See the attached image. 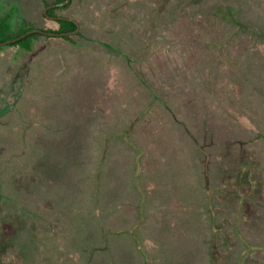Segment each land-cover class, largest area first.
I'll return each instance as SVG.
<instances>
[{
  "label": "rangeland",
  "instance_id": "rangeland-1",
  "mask_svg": "<svg viewBox=\"0 0 264 264\" xmlns=\"http://www.w3.org/2000/svg\"><path fill=\"white\" fill-rule=\"evenodd\" d=\"M42 4L43 0H2L0 21L9 23L11 34L30 26L55 28L57 23L44 16ZM219 11L236 14L241 21H222ZM67 15L80 23L82 37L38 36L31 51L6 45L0 52V243L14 224L20 231L19 216L46 223L29 207L48 202L54 175L65 183L69 175L67 182L82 195L78 172L87 166L82 162L77 170L55 153L72 142L73 149H86L79 154L87 152L98 160L99 143L109 138H101V127L125 116L124 126L131 132L124 140L130 145V159H136L129 166L144 160L142 183L148 188L137 197L133 191L127 193L134 180L123 178L117 184L127 185L129 208L133 201L139 204V223L149 225L150 215L161 222L166 238L163 264H264V227L256 226L258 214L264 212L258 206L260 190L257 186L255 193L256 184L252 188L243 182L249 179L243 178L246 174L237 172L231 178L225 170L232 162L228 151L237 150L230 146L235 136L220 119L228 112L223 107H229L228 123L235 124L239 138L255 137L243 126L246 123H262L264 135V0H74ZM206 127L217 134L215 146L204 141ZM105 132L112 134L110 139L114 136L109 129ZM255 140L259 143L253 148L264 150L262 140ZM246 147L239 152L247 155L253 150ZM117 188L103 192L112 193L114 202L106 218L126 230L120 226H128L133 218L124 213L127 207L117 206ZM102 202L108 204L107 198ZM47 210L43 212L49 214ZM50 233L41 232L43 237ZM147 233L152 237L155 232L150 228ZM213 236L221 245L210 254L206 240ZM23 244L22 254L1 247L0 264L15 262L16 254L18 264H79L84 256L77 258L80 251L73 255L70 247H60L56 254L51 246L47 254L42 247H31V240ZM126 250L118 247L115 262H134V254L128 261Z\"/></svg>",
  "mask_w": 264,
  "mask_h": 264
},
{
  "label": "trees",
  "instance_id": "trees-1",
  "mask_svg": "<svg viewBox=\"0 0 264 264\" xmlns=\"http://www.w3.org/2000/svg\"><path fill=\"white\" fill-rule=\"evenodd\" d=\"M2 0H0L1 2ZM67 0H43L42 4V11L46 9L49 6L52 5H58L56 7L50 8L48 10V15L53 17H63V18H72L76 19L73 16H68L67 12L68 10L74 5V0H71V2L68 5L60 6L59 4L66 2ZM221 14L220 20L229 22L230 24L235 23L236 21H241V18L237 19L238 16L234 14L233 16H228L229 14L225 11H219ZM230 12V11H229ZM44 16L45 13H43ZM48 17V16H47ZM49 18V17H48ZM53 20V19H52ZM57 23V26L55 28H38L35 26H30L22 31H20L17 34H11L10 31V25L6 20L0 21V44L7 42L9 40H13L16 38H19L20 36L24 35L25 33L34 30V29H40L52 33H60V34H66V33H73L77 30L76 23L68 20H55ZM255 31V29L253 28ZM38 36H49L41 33H33L31 35H28L27 37L9 44L7 46H14V47H20L27 51H31L33 49L34 43L33 39ZM77 36H83L82 30L77 33ZM66 40H71V35H63L62 36ZM3 49V46L0 47V52ZM236 62L234 64V67L237 68V70H240V64H237ZM243 77V76H242ZM264 83V82H263ZM258 88H261V85L254 86V90H257ZM261 92L263 90L259 89ZM228 98V102L229 97ZM102 108L101 105H96L95 109ZM228 110L226 113V117H224V114H222L221 118H224L228 125V132H232V134L235 136L234 141H230V146L236 148L237 152L228 151V153L232 156V162H227L225 166V170H230V176L231 178L236 177L237 172H241L242 174H246L243 178L248 177L249 179H243V182L246 183V185L256 184L254 192H258L261 196V204L259 203V207L261 205L262 209L264 208V203L262 204V201H264L263 196V186H264V150L254 149L253 147L256 146L255 144L259 143L256 142V137H259L262 141H260L261 146L264 148V135L260 133V130L262 129V123L261 126H253V123H246L243 126L248 129L255 132L254 139H246L239 138L237 136L236 126L235 124L228 123L231 115L229 113V107H223ZM222 108V109H223ZM121 121L117 122L115 125H110L107 128L101 127L100 131L102 134V139L108 138L107 143L101 146V143H99V152H100V158L97 159H91L88 157L87 152L83 154H79L82 151H86V149L83 148H72V142H69V146L67 149H62L61 153L56 155L55 158L58 157L59 160H63L64 162L72 165H76L77 170L81 169L80 164L84 162V166H87V170L81 172H78V175L80 178H82V182L84 184H81V188L84 187V189H81L82 195L78 196L77 193L73 191V184L70 182H67L69 180V175L67 176L66 183L63 182V179H58L59 177L57 175L53 176V188L51 189V198H48V192L47 190H44L46 193V197L48 198V202H45L42 205H35L30 206L29 209L31 213H35L37 217L41 214L42 218H46V223H41L35 218H29L33 222V224L29 223L28 218H26L24 215L19 216L20 219H22L20 231L18 229H15V224L12 226L13 228H10L6 234L1 235V243L0 248H11L14 252L17 253L21 252L22 249L20 248L24 242H27L29 240L32 241L31 247H33V244L40 249L42 247V251L46 252L47 254H51V246H53V249L57 252L60 251V247L64 248L65 251L70 247V251H73V255L75 254V251H80V254H77V258H81V256L84 254L82 261H79V264H110L117 261V250L119 246H124V250H126V256L129 261L131 258V255L134 254V259H137L138 261H135L131 258L132 261H134L132 264H163V257L164 256V249H165V233H161V222L159 220L153 221V215H150L147 219V216L145 218L148 220L149 225L141 224L138 222V219L136 218V215L142 214L139 211V204H135L133 201L132 207L129 208L130 203L129 200H125V192L127 185L119 187L117 182H121L123 178H128L129 180H134L133 184L129 186L130 190H127V193H131L133 191L137 194V197H140L142 193L145 194L148 186L147 182L143 184L142 180L144 177V160L142 161L140 158V165L139 163H135V166L132 168L129 166V163L133 160H136L134 158L130 159V156L132 155L129 150L128 143L124 140V137H129V133L131 132V129L124 126L126 124V118L125 116L121 117ZM222 120L224 123L225 120ZM207 121H205L206 123ZM221 124V121L219 122ZM231 124V125H230ZM172 126V125H171ZM174 126V125H173ZM123 127H125L123 129ZM176 127V126H174ZM105 129H109L113 132V137H111V133L105 132ZM136 127V131H137ZM170 130L174 131L173 128ZM175 130H183L178 129L177 127ZM125 132V133H122ZM140 134V131L138 132ZM167 133V131H165ZM116 134V135H115ZM144 135V134H143ZM178 137L180 133L178 132L176 134ZM217 134L213 129H208L207 127L204 128V141L205 142H212V144H216V140L214 138ZM123 138V139H122ZM110 139V141H109ZM101 139L99 140V142ZM197 143H201L200 140H196ZM37 147V144L35 142H32ZM31 143V144H32ZM46 144V143H45ZM87 145V143H85ZM202 145V143H201ZM250 145L253 150H249L247 152V155L244 154V152H239L242 150V148ZM47 146V144H46ZM241 146V148H240ZM45 147V146H44ZM39 148V147H38ZM41 148V146H40ZM39 148V150H41ZM204 149V147H202ZM247 148V147H246ZM202 149L198 150L197 157L201 158L200 156ZM56 151V150H55ZM203 151V150H202ZM206 153L210 154L211 151L204 150ZM221 153V154H220ZM221 156H225L226 154L223 152H220ZM143 154V153H142ZM144 155H141L140 157H143ZM129 157V158H128ZM226 157V156H225ZM51 160V155L49 156ZM82 158V159H81ZM125 158L129 159L126 160ZM51 163L50 161L47 162V164ZM50 165V164H49ZM83 166V167H84ZM255 167H258L260 170L258 173L255 172ZM124 174V175H123ZM261 174L263 176L258 177V175ZM47 177V176H46ZM56 178V179H55ZM52 179V177H51ZM117 188V195H118V201L117 206H122V209L124 207H127L125 210V214L129 215L132 214V222H127L128 226H124L125 224H122L123 226H120L122 229L125 228L126 230H120L115 227L114 222H109L107 220V216L109 215V212H113V204L114 202L111 200V194L108 196H103V192L107 190L108 188ZM257 186L259 187V190L257 189ZM253 188V187H252ZM261 188V189H260ZM250 189V188H249ZM84 192V193H83ZM85 194V195H84ZM263 196V197H262ZM106 197L108 204L106 205L102 202V199ZM109 198V199H108ZM258 206L256 208H258ZM36 208V209H35ZM255 208V209H256ZM45 209H48L50 211L49 214L44 213L43 211ZM47 210V211H48ZM42 211V213H41ZM259 211V210H258ZM255 213V210H253V214ZM264 212L261 213V215L258 214L257 216V225H262L264 227ZM246 214V213H245ZM263 214V215H262ZM73 215L74 220H66L68 216ZM130 216V215H129ZM248 215H245L247 217ZM147 220L145 222H147ZM124 221V220H123ZM29 223V226L27 224ZM157 224L158 226H151L152 224ZM20 225V224H19ZM59 227H58V226ZM29 230H26L28 229ZM152 229L154 235L158 233L157 236L149 237L147 234V231L149 229ZM31 229V230H30ZM261 230H263L260 227ZM24 235L26 238L22 239L19 236H21L22 231H24ZM61 232H66L65 236ZM30 231V238L29 234L27 233ZM260 231V230H259ZM41 232H52L48 235V238L44 240V237L47 236L41 234ZM27 233V234H26ZM234 233L236 230H234ZM38 234H41V239H37L36 236ZM13 241H10L12 240ZM156 239V240H155ZM37 240L39 243H36ZM46 241V242H45ZM207 249L210 250V254H214L215 249L220 247V243H218L217 237L213 236L211 239H207ZM29 244V243H28ZM68 246V247H67ZM36 249V248H34ZM69 250V249H68ZM51 251V252H50ZM69 251V252H70ZM15 252V253H16ZM38 252V251H37ZM61 253V252H59ZM20 254V253H19ZM22 254V252H21ZM71 256V255H70ZM121 262H126V260L122 261V257H119ZM18 255H15V262H11L9 264H18ZM45 262V260L41 261ZM120 262V263H121ZM118 264V262H115ZM48 264H51L50 261H48Z\"/></svg>",
  "mask_w": 264,
  "mask_h": 264
},
{
  "label": "water",
  "instance_id": "water-1",
  "mask_svg": "<svg viewBox=\"0 0 264 264\" xmlns=\"http://www.w3.org/2000/svg\"><path fill=\"white\" fill-rule=\"evenodd\" d=\"M71 2V0H67L66 2L64 3H61L59 4L60 6H65V5H68L69 3ZM58 5H52V6H49L45 9V15H47L50 19H53V20H68V21H72L74 23H76L77 25V30L73 33H66V34H60V33H52V32H48V31H44V30H40V29H34V30H31L27 33H25L24 35L20 36L19 38H16V39H13V40H9L7 42H4L2 44H0V47L1 46H6V45H9V44H12V43H15L25 37H27L28 35H31L33 33H41V34H45V35H49V36H63V35H72V34H77L81 28V25L80 23L76 20V19H72V18H63V17H53V16H49L48 15V10L50 8H53V7H56Z\"/></svg>",
  "mask_w": 264,
  "mask_h": 264
}]
</instances>
